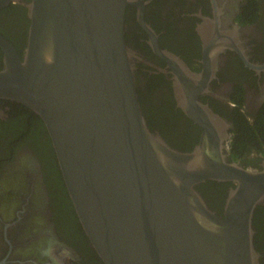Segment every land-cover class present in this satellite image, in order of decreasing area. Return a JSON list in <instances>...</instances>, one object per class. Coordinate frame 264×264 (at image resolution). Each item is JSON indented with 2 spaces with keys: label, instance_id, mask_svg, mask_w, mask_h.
<instances>
[{
  "label": "water",
  "instance_id": "1",
  "mask_svg": "<svg viewBox=\"0 0 264 264\" xmlns=\"http://www.w3.org/2000/svg\"><path fill=\"white\" fill-rule=\"evenodd\" d=\"M145 4L30 0L23 53L0 35V99L22 104L45 124L75 214L104 264H260L253 216L264 204V167L227 160L221 120L196 100L209 71L197 76L183 68L186 75L154 37L153 49L182 78L183 107L203 134L192 151L181 152L147 125L124 40L129 6L151 36ZM206 181L233 184L220 213L196 188ZM21 186L6 185L5 197L0 192V216L7 223L16 216L9 226L19 230L11 262H60L61 250L40 221L43 206L28 204L29 185Z\"/></svg>",
  "mask_w": 264,
  "mask_h": 264
},
{
  "label": "flooded vegetation",
  "instance_id": "2",
  "mask_svg": "<svg viewBox=\"0 0 264 264\" xmlns=\"http://www.w3.org/2000/svg\"><path fill=\"white\" fill-rule=\"evenodd\" d=\"M144 1L143 18L151 36L138 22L137 8L129 6L124 40L132 53L135 89L149 129L181 152L192 151L203 134L202 126L183 107V92L177 90L180 77L153 49L150 38L154 37L155 46L186 75L183 68L197 76L209 71L206 87L196 100L221 120L216 126L227 132L223 142L227 160L262 169L264 0ZM29 2L0 0V35L20 55L27 43ZM2 63L0 49V68ZM233 154L239 156L233 159ZM204 183L196 188L219 213L233 184L217 182L223 187L216 188ZM12 184L29 185L28 204L43 206L40 221L61 250L60 262L55 264H104L75 214L45 124L22 104L0 99V192L4 197L6 185ZM17 191L22 196L23 191ZM259 207L253 216L254 245L264 264V204ZM15 217L7 223L0 216V264H16L10 260L11 240L19 230L9 226Z\"/></svg>",
  "mask_w": 264,
  "mask_h": 264
},
{
  "label": "trees",
  "instance_id": "3",
  "mask_svg": "<svg viewBox=\"0 0 264 264\" xmlns=\"http://www.w3.org/2000/svg\"><path fill=\"white\" fill-rule=\"evenodd\" d=\"M239 156V154H233L232 155V157H233V159H236L237 157ZM227 185H228V183H226ZM204 185H209V186H211V185H213L214 187H216V188H221V187H223V184L222 183H217V182H215V181H206L205 183H204ZM202 186V185H201ZM220 192H222V190H220ZM69 200V199H68ZM258 209L260 208L259 206L257 207ZM257 210V209H256ZM255 210V211H256ZM221 211V210H220ZM220 211H219V213H220Z\"/></svg>",
  "mask_w": 264,
  "mask_h": 264
}]
</instances>
